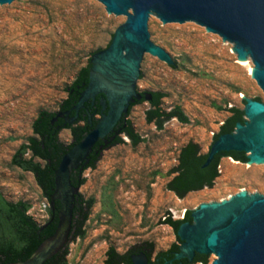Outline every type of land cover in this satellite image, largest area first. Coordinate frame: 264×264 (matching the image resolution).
Listing matches in <instances>:
<instances>
[{
  "label": "rangeland",
  "instance_id": "obj_1",
  "mask_svg": "<svg viewBox=\"0 0 264 264\" xmlns=\"http://www.w3.org/2000/svg\"><path fill=\"white\" fill-rule=\"evenodd\" d=\"M153 21L159 43L181 67L148 58L144 91L164 93L162 108L180 107L188 121L173 118L159 128L146 120L148 101L131 108L128 118L142 142L134 145L122 134L123 142L104 150L96 168L82 174L80 190L95 204L85 236L69 249V264H107L109 248L123 254L144 242L154 244L155 256L179 243L174 228L162 223L169 214L182 219L187 210L241 192L264 195V162L231 157L220 160L211 188L184 198L168 188L181 148L193 141L207 153L228 109L245 110L246 100L264 104V91L251 72L253 60L240 58L235 43L197 22L170 27L158 14ZM125 22L99 0H22L17 8H0V191L10 201L31 204L39 224L49 219V200L34 174L12 157L34 134L38 113L59 110L67 86ZM59 137L65 144L73 140L69 129ZM216 257L211 253L208 264Z\"/></svg>",
  "mask_w": 264,
  "mask_h": 264
},
{
  "label": "water",
  "instance_id": "obj_2",
  "mask_svg": "<svg viewBox=\"0 0 264 264\" xmlns=\"http://www.w3.org/2000/svg\"><path fill=\"white\" fill-rule=\"evenodd\" d=\"M99 1L108 12L126 22L115 31L109 46L91 57L88 83L66 114L74 111L75 115L67 118V122H75L85 103L101 94L102 115L93 125V115L88 114L89 123L93 125L91 130L69 148L59 162L50 197L54 214L56 201L60 203L55 232L26 260L3 264H44L67 244L75 196L79 192L84 196L86 193L72 184V172L83 170L99 141L103 142L99 146L102 148L114 139L117 124L129 107L142 99L138 89L144 91L143 75L150 65L148 58L173 68L181 67L158 41L153 21L157 14L170 27H189L197 22L235 43L240 58L253 60V77L264 91V0ZM21 2L0 0V8H17ZM145 97L151 99L152 95L146 92ZM63 116L64 113H58L52 122ZM245 118L246 122L237 123L234 132L222 134L213 141L204 166H208L217 153L231 150L247 151L246 163L264 162V104L246 100ZM192 217L193 223H182L177 232L184 240V248L162 264L193 258L195 251L214 253L217 257L211 264H264V195L241 192L224 201L201 206L192 212ZM48 224H42L41 229ZM74 242L69 244V249ZM130 258L134 264H151L145 252L131 254Z\"/></svg>",
  "mask_w": 264,
  "mask_h": 264
},
{
  "label": "trees",
  "instance_id": "obj_3",
  "mask_svg": "<svg viewBox=\"0 0 264 264\" xmlns=\"http://www.w3.org/2000/svg\"><path fill=\"white\" fill-rule=\"evenodd\" d=\"M90 68L91 61L89 60V63L80 69L73 82L67 86L66 90L68 95L61 102L58 111L42 110L38 113L33 122L34 134L21 144L12 157V163L14 165L34 174L43 190L44 196L49 200V219L46 221L49 224L46 228L41 229L42 224H39L29 213L31 204L22 200L16 202L10 201L0 191V264L26 260L38 249L43 241L55 232L59 224L58 212L60 210V203L56 201L57 209L54 214L50 200L55 188V172L62 156L67 150L79 142L92 128L86 109L79 112L77 120L73 123H68L67 118L73 117L75 112L71 111L69 115L66 112L71 110L77 103L81 92L88 83ZM150 93L153 95V99L149 102L150 108L146 111V120L149 123H155L157 127L162 128L166 122L173 118H177L181 122L188 121V117L180 107H175L169 111L162 108L161 101L164 93L160 91H151ZM138 103H142V101L136 102L135 104ZM85 106L94 112L91 101H88ZM100 107L98 105V111H100ZM228 111L230 115L221 125L220 131L214 135V140L222 134L234 132L237 123L244 124L246 122L244 109L232 106ZM61 112L64 113V116L52 122L53 118ZM129 114L130 111L117 124L116 130H118V133L114 139L109 140L102 148L99 146L103 142L99 141L89 156V163L84 166L83 170L80 171L77 169L72 172L71 181L73 185L81 187L85 184L86 179L82 177L84 171L89 168H96L104 150L122 143V134L126 135L134 145L142 142L141 136L135 131L132 121L128 118ZM92 119L95 124L97 119L95 116ZM63 129H69L72 133L74 141L70 144H65L60 140L59 134ZM228 155L231 154L220 152L208 166H204L208 158V152L202 153L198 143L193 141L188 142L181 148L178 164L173 168L172 172L174 176L168 182V188L174 191L180 198H184L192 191H198L205 187H213L216 178L220 175L218 168L220 160L223 156ZM232 157L241 162L248 161V158L244 155ZM94 204V197L85 198L80 192L75 196L73 222L69 241L44 264H69V244L76 238L85 236V225L90 217ZM192 212L191 210H187L182 219H174L169 214L162 223L172 226L177 233L182 223L193 221ZM177 237L180 241L178 234ZM136 249L145 252L150 257L154 251V244L152 242H144L134 246L131 251L123 254L117 252L114 247H111L106 254V263L129 264L131 262L130 254ZM179 249V243H173L169 249L158 252V256L163 257L161 263L166 260L165 258H173L174 254L179 252ZM196 261H200L202 264H208L209 255L195 259L189 258V260H174L171 264H191Z\"/></svg>",
  "mask_w": 264,
  "mask_h": 264
},
{
  "label": "flooded vegetation",
  "instance_id": "obj_4",
  "mask_svg": "<svg viewBox=\"0 0 264 264\" xmlns=\"http://www.w3.org/2000/svg\"><path fill=\"white\" fill-rule=\"evenodd\" d=\"M91 61V60H90ZM91 65H92V63H91ZM138 91L142 94V99L140 100V101H136V102H145V101H148V102H150V101H152V99H153V95H152V98L151 99H148L147 97H145V93L146 92H148V91H141V90H139L138 89ZM101 98H102V95L101 94H99V95H97V97H96V99L94 100V101H91V100H89V101H91L92 102V104H93V111L94 112H92V111H90L89 110V108H86V106L83 108V109H81V110H84V109H86V111L88 112V114L89 113H91L93 116H95V118L97 119V117H100L101 115H102V106H101ZM144 100V101H143ZM135 102V103H136ZM87 103V102H86ZM85 103V104H86ZM134 103V104H135ZM98 105H100L101 107H100V111H98ZM133 105V104H132ZM131 105V106H132ZM129 107V111H131V108L132 107ZM80 110V111H81ZM128 111V112H129ZM99 112V113H98ZM128 114V113H127ZM224 123V122H223ZM222 123V124H223ZM91 125V124H90ZM93 125H94V123H93ZM92 125V126H93ZM73 137V136H72ZM74 141V138H73V140H72V142ZM221 152H225V151H221ZM220 153V152H219ZM219 153H217V154H219ZM227 153H229V154H231V155H228V156H223V157H232V156H242V155H244V156H246L247 158H248V152L247 151H245V150H231V151H228ZM217 154L215 155V157L217 156ZM214 157V158H215ZM222 157V158H223ZM221 158V159H222ZM233 158V157H232ZM214 160V159H213ZM212 160V161H213ZM191 223H193V221L191 222ZM179 247H180V249H179V251H181L183 248H184V240L183 239H180V241H179ZM133 248V247H132ZM131 248V249H132ZM131 249L129 250V251H131ZM128 251V252H129ZM140 252H143V251H140V250H138V249H136V250H134L133 252H131V254H137V253H140ZM127 253V252H126ZM130 254V255H131ZM205 255H208L207 253H205V252H201V251H195L194 252V255H193V258L195 259V258H197V257H199V258H201V257H204ZM148 256V255H147ZM162 256H158V253L154 256L153 255V253H152V255L149 257L148 256V260H149V263H151V264H162L161 263V260H162ZM166 260H167V258H165ZM183 259H187V260H189V257H186V258H183ZM197 263H200V264H202L200 261H196V262H193V263H191V264H197ZM129 264H134L133 263V261L131 260V262L129 263Z\"/></svg>",
  "mask_w": 264,
  "mask_h": 264
},
{
  "label": "bare ground",
  "instance_id": "obj_5",
  "mask_svg": "<svg viewBox=\"0 0 264 264\" xmlns=\"http://www.w3.org/2000/svg\"><path fill=\"white\" fill-rule=\"evenodd\" d=\"M251 72L253 73V72H254V70H253V69H251ZM235 162H237V161H235Z\"/></svg>",
  "mask_w": 264,
  "mask_h": 264
}]
</instances>
